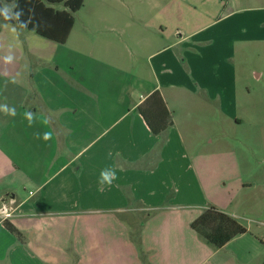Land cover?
<instances>
[{
    "label": "crops",
    "instance_id": "crops-1",
    "mask_svg": "<svg viewBox=\"0 0 264 264\" xmlns=\"http://www.w3.org/2000/svg\"><path fill=\"white\" fill-rule=\"evenodd\" d=\"M148 1L161 8L155 21L123 1L120 21H89L82 31L90 36L77 38L83 6L65 44L0 20L1 33L9 26L18 34L1 57L0 105L16 114L0 110V264H126L127 257L133 264L253 263L243 254L222 256L249 227L220 249L191 229L211 206L237 220L240 211L208 193L203 155L190 152L174 123L155 135L138 111L156 91L167 104L168 53L190 36L179 33L187 0ZM1 2L13 12L14 3ZM73 38L79 44L70 52ZM109 168L117 179L101 185L100 173ZM4 205L12 217L4 218Z\"/></svg>",
    "mask_w": 264,
    "mask_h": 264
},
{
    "label": "rangeland",
    "instance_id": "rangeland-1",
    "mask_svg": "<svg viewBox=\"0 0 264 264\" xmlns=\"http://www.w3.org/2000/svg\"><path fill=\"white\" fill-rule=\"evenodd\" d=\"M85 1L76 17L77 38L90 36L82 31V24L89 21L99 23L102 17L110 24L120 21L123 13L118 8L123 1L125 8L140 7L143 19L155 21L161 14V8L151 9L148 0H139L140 5L134 0ZM185 4L179 33L190 36L171 47L170 71L161 78L167 105L190 152L203 155L198 161L204 167L208 193L225 207L240 211L238 221L250 229L246 238L231 246L235 250L230 247L222 256L237 253L241 259L243 254V260L251 257L252 264H264V0H187ZM4 6L9 10V4ZM95 33L93 28L91 34ZM171 36L179 37L175 31ZM17 41L15 29L5 27L0 34V86L5 87L6 80L1 78L5 69L1 57ZM78 44L73 38L66 49L72 52ZM126 264L133 260L127 257Z\"/></svg>",
    "mask_w": 264,
    "mask_h": 264
},
{
    "label": "trees",
    "instance_id": "trees-1",
    "mask_svg": "<svg viewBox=\"0 0 264 264\" xmlns=\"http://www.w3.org/2000/svg\"><path fill=\"white\" fill-rule=\"evenodd\" d=\"M4 3H14V10L9 15L12 19L5 20L0 14V20L16 24L19 28L33 32L45 39L65 44L75 24L74 14L83 6L84 0H1ZM0 1V13L5 9ZM62 5L65 10L54 6ZM22 13L16 19V13ZM26 25V26H25ZM139 113L145 119L151 132L159 135L173 126L172 114L159 91L152 93L138 107ZM4 225L21 242L24 236L7 220ZM191 229L205 242L217 249L223 248L233 239L248 232L247 228L237 219L211 206L206 209L192 224Z\"/></svg>",
    "mask_w": 264,
    "mask_h": 264
},
{
    "label": "clouds",
    "instance_id": "clouds-1",
    "mask_svg": "<svg viewBox=\"0 0 264 264\" xmlns=\"http://www.w3.org/2000/svg\"><path fill=\"white\" fill-rule=\"evenodd\" d=\"M0 14H2L4 16L5 20L12 19V17L8 13L7 8ZM21 14L22 13L17 12L16 13V19H19ZM5 59H6V61H11L13 58H12V56H7ZM0 110L4 111L8 115L14 116L16 114L15 108H9L7 105H0ZM25 115L29 119V123L31 124L32 118H33L32 114L31 113H26ZM48 138H50V134L49 133H45V139H48ZM116 179H117V175H116L115 170L109 168V169H104V170L101 171V173H100V181L99 182H100L101 185L108 184L110 186L112 184V182L114 180H116Z\"/></svg>",
    "mask_w": 264,
    "mask_h": 264
},
{
    "label": "built area",
    "instance_id": "built-area-1",
    "mask_svg": "<svg viewBox=\"0 0 264 264\" xmlns=\"http://www.w3.org/2000/svg\"><path fill=\"white\" fill-rule=\"evenodd\" d=\"M1 212L4 216V218L12 217V213L10 212V209L8 207H6L5 205L1 208Z\"/></svg>",
    "mask_w": 264,
    "mask_h": 264
}]
</instances>
